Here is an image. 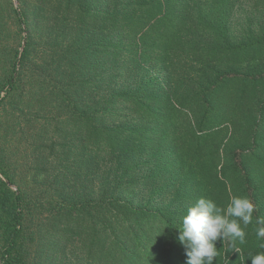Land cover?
<instances>
[{"label": "trees", "instance_id": "1", "mask_svg": "<svg viewBox=\"0 0 264 264\" xmlns=\"http://www.w3.org/2000/svg\"><path fill=\"white\" fill-rule=\"evenodd\" d=\"M259 1L237 33L240 0H17L6 24L0 10V264H50L67 247L80 264H185L188 207L233 196L252 201L253 222L239 253L217 240L214 264H252L264 251ZM33 118L25 161L5 138Z\"/></svg>", "mask_w": 264, "mask_h": 264}, {"label": "clouds", "instance_id": "2", "mask_svg": "<svg viewBox=\"0 0 264 264\" xmlns=\"http://www.w3.org/2000/svg\"><path fill=\"white\" fill-rule=\"evenodd\" d=\"M255 205L246 196H233L226 207L209 198L201 197L188 207L182 217L178 240L185 249V264H214L219 255L217 240L228 241L233 249L246 242L245 228L253 222ZM241 222L243 227L241 226ZM255 234L264 241V217L255 218ZM264 248V243H261ZM252 264H264V251L251 257Z\"/></svg>", "mask_w": 264, "mask_h": 264}, {"label": "rangeland", "instance_id": "3", "mask_svg": "<svg viewBox=\"0 0 264 264\" xmlns=\"http://www.w3.org/2000/svg\"><path fill=\"white\" fill-rule=\"evenodd\" d=\"M9 1H11L14 7L18 6L17 0H1L0 1V3L2 4L0 10L2 13V23L3 24H6L7 22L10 21V18L8 16V11H7V5ZM240 1H242V6L241 8L238 5H237L238 7L236 6L237 10L235 12L234 20L232 21L233 22L232 28H233V31H235V33H237L238 31H242L243 26L246 25V22H247L246 16L248 15L251 16L252 14H256L257 16L260 15L262 11L259 12V10L263 6V5H260L259 0H240ZM23 44L24 43L22 42V45ZM23 121H24L23 123L25 124V120ZM32 122L33 123H30L29 125L26 123V125L24 126L25 127L24 132L21 133L18 129V126L16 127L14 126L16 123L15 120H12L11 123H12L13 128L9 130L5 138L7 140L8 150L10 154L14 155V157H18L19 159H23V160L25 159V161H30L31 159L30 149L32 150V148H25L32 139V136H31L32 130L30 129V127L31 126L34 127V125L35 126L38 125L37 122L34 121V118ZM41 179L42 178H39V181ZM67 252L68 254L66 253V258H64L62 255H55L54 257H52V261L50 264H80L77 262L78 261L77 257H75L74 255L71 256V249L69 247H67ZM42 264H47L45 259H43Z\"/></svg>", "mask_w": 264, "mask_h": 264}]
</instances>
